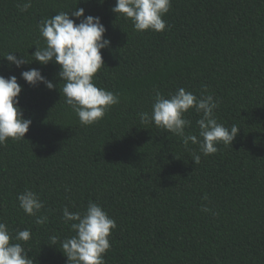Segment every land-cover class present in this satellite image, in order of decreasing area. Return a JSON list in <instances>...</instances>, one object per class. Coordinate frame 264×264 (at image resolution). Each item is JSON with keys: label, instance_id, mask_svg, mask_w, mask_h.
Here are the masks:
<instances>
[{"label": "trees", "instance_id": "trees-1", "mask_svg": "<svg viewBox=\"0 0 264 264\" xmlns=\"http://www.w3.org/2000/svg\"><path fill=\"white\" fill-rule=\"evenodd\" d=\"M23 2L0 0V75L17 77L19 106L32 121L23 140L0 146V222L13 236L30 230L20 243L34 264H66L60 241L74 233L62 209L83 212L89 201L116 222L106 264H264V0H171L162 32L134 30L111 11L115 0H32L21 12ZM77 8L106 28L110 44L94 83L120 97L91 126H81L64 103L59 65L32 55L34 44L43 46L38 23ZM9 52L30 62L10 65L3 58ZM32 68L55 87L25 82L20 73ZM205 86L219 101L218 123L239 127L231 146L204 156L199 145L186 148L141 123L155 90L168 98L184 88L200 97ZM185 116L192 121L186 133L198 135L200 115ZM26 188L44 202L37 215L46 223L19 208Z\"/></svg>", "mask_w": 264, "mask_h": 264}, {"label": "clouds", "instance_id": "clouds-1", "mask_svg": "<svg viewBox=\"0 0 264 264\" xmlns=\"http://www.w3.org/2000/svg\"><path fill=\"white\" fill-rule=\"evenodd\" d=\"M99 2L103 3V0ZM17 7L21 12H26L32 7V0H24ZM170 7L171 0H115L111 11L129 20L136 31L162 32L166 29L163 16ZM38 29L43 46L34 44V59L41 65L49 62L59 65L57 75L64 82L60 89L65 97L64 103L77 114L81 126L98 123L112 106L120 103L118 94L94 83L97 72L105 66L101 50L110 44L104 37L106 28L100 17L85 15L83 8L61 11L43 18L38 23ZM12 53L3 57L10 65L19 68L30 62L24 56L17 58ZM20 76L31 86L43 83L49 90L55 87L36 68L22 71ZM21 91L22 86L15 75L7 78L0 75V146H4L9 139L23 140L32 123L30 119L23 117L19 106ZM205 92L207 86L200 97L179 88L165 98L160 91L155 90L151 113L140 112L139 119L143 124H154L156 128L179 137L186 148L191 143L199 145V152L204 156L214 154L221 143L231 146L239 127L232 125L228 128L218 123L214 112L219 107V101L211 94L205 95ZM190 111L200 115L196 120L198 135L186 133V128L191 126L192 121L185 114ZM200 154L193 152L192 160L195 164L200 162ZM202 199L207 201V194ZM17 200L19 208L26 215L35 217L36 224L47 222L46 215H37L44 208V202L36 192L26 188L17 195ZM201 211L210 212L211 209L202 205ZM62 221L74 233L60 241L59 249L67 258L66 264H106L104 255L111 247L109 237L116 228V222L99 204L89 201L83 212H71L65 206L62 209ZM30 239L29 229L19 230L13 236L7 223L0 222V264H34L28 251L20 243ZM50 239L51 244L56 245L58 237L52 236Z\"/></svg>", "mask_w": 264, "mask_h": 264}]
</instances>
